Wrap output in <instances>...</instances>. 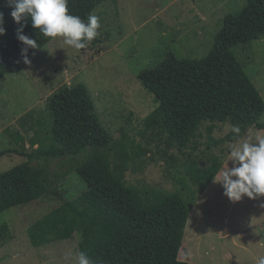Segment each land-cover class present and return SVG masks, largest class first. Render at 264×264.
Here are the masks:
<instances>
[{"label": "rangeland", "instance_id": "obj_1", "mask_svg": "<svg viewBox=\"0 0 264 264\" xmlns=\"http://www.w3.org/2000/svg\"><path fill=\"white\" fill-rule=\"evenodd\" d=\"M4 5L6 25L13 20V9L8 0ZM244 5L245 0L102 2L93 13L100 17L99 35L85 49L70 48L62 38H55L29 57L30 63L12 67L0 80V152L6 151L0 157V173L23 163L27 160L23 153L39 146H31V140L38 138L39 125L34 122L41 118L47 124L51 98L63 87L78 82L87 84L100 119L119 143L118 148L126 145L133 156L125 172L127 184L181 192L180 179L185 172L180 162L190 152L201 165L208 163L205 155L210 152L221 154L223 167L229 158V145L235 143L227 137L233 124L204 122L195 138L196 149L187 147L184 153L176 148L168 150L177 159L174 165L167 159L169 154L163 153L167 148L164 138L147 123L157 104L138 75L170 52L181 58L208 55L225 17L239 14ZM248 42L233 51L264 98V35ZM211 124L214 128L209 134ZM257 135L264 136V130L250 127L241 139L251 140ZM90 150L47 162L41 158L32 161L48 166L52 185L45 196L0 213V230L5 223L9 226L1 236L3 240L0 237V264H76L79 233L71 239L35 247L27 230L65 200L87 190L77 166L87 159ZM108 159L116 162L114 152ZM223 193L222 185L213 180L198 198L186 226L181 260L193 264H257L264 256V196L244 197L233 203Z\"/></svg>", "mask_w": 264, "mask_h": 264}, {"label": "trees", "instance_id": "obj_2", "mask_svg": "<svg viewBox=\"0 0 264 264\" xmlns=\"http://www.w3.org/2000/svg\"><path fill=\"white\" fill-rule=\"evenodd\" d=\"M104 1L68 0L69 13L87 22L88 15ZM6 7L0 0L3 19L8 16ZM22 23L23 34L36 40L40 48L53 40L34 29L30 17ZM3 27L6 31L0 35V80L23 62L21 51L25 47L18 40L20 25L14 19ZM263 35L264 0H245L239 14L225 17L208 55L181 58L170 52L156 66L138 75L155 96L157 106L147 123L164 138L166 156L171 148L182 153L187 147L196 149L195 138L206 121H229L239 126V137L231 131L227 135L234 142L250 127L264 130V98L233 51ZM38 49L29 48L28 58ZM96 108L85 82L63 87L51 98L47 124L41 118L32 121L39 129L31 146H39L23 153L29 158L27 162L0 173V213L49 192L52 182L48 166L35 165L34 159L47 162L91 149L87 159L77 166L87 190L32 223L27 230L32 245L46 246L79 233L78 250L86 252L92 264H193L179 259V252L191 211L222 168V155L210 152L205 155L208 163L201 165L191 152L187 153L188 157L180 162L185 172L180 179L181 192L127 184L125 172L133 156L126 145L118 148L119 143ZM213 128L214 124L208 126L209 134ZM111 152L115 163L108 159ZM5 153L0 152V156ZM167 159L176 165L173 153ZM8 230L5 223L0 237Z\"/></svg>", "mask_w": 264, "mask_h": 264}, {"label": "clouds", "instance_id": "obj_3", "mask_svg": "<svg viewBox=\"0 0 264 264\" xmlns=\"http://www.w3.org/2000/svg\"><path fill=\"white\" fill-rule=\"evenodd\" d=\"M8 5L13 9L12 18L20 25L17 37L25 46L21 51L25 64L30 63L28 49L40 48L36 40L23 34L22 21L26 18L30 17L32 27L39 30L44 37L62 38L64 45L76 50L85 49L99 35L100 17L89 14L85 23L79 16L69 13L68 0H8ZM5 31L3 13L0 12V35H4ZM230 131L237 137L240 136L239 126L232 125ZM14 152L20 153L17 149ZM228 156L227 163L214 176V182L222 185L223 194L229 201L235 203L244 197L256 199L264 196V136L237 140L229 145ZM28 159L27 157L24 162ZM76 264L92 262L86 252L80 251L76 256ZM257 264H264V256L259 257Z\"/></svg>", "mask_w": 264, "mask_h": 264}]
</instances>
